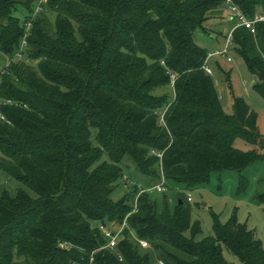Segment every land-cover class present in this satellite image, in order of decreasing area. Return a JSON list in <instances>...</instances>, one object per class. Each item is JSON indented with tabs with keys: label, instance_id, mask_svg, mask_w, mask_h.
Masks as SVG:
<instances>
[{
	"label": "trees",
	"instance_id": "trees-1",
	"mask_svg": "<svg viewBox=\"0 0 264 264\" xmlns=\"http://www.w3.org/2000/svg\"><path fill=\"white\" fill-rule=\"evenodd\" d=\"M233 1L248 17L264 14V0ZM34 3L0 0V52L10 59L0 70V99L15 102L0 106L9 121L0 120V170L20 183L15 193L0 191V264L84 263L91 253L98 264H233L222 246L241 264H264L260 240L236 213L224 223L212 213V234L195 240L200 223L183 196L159 209L151 192L138 194V183L159 179L157 164L166 180L191 190L212 172L264 161L254 149L264 145L256 112L237 96L226 114L201 69L207 51L194 31L211 33L220 21L233 26L218 15L223 0H47L14 59ZM19 5L23 19L13 14ZM255 28H236L233 50L261 76L252 88L264 99V22ZM164 86L173 94H153ZM237 138L254 148H235ZM126 155L151 179L128 174L133 183L113 201ZM238 183L241 194L247 179ZM256 200L264 203V192ZM124 220L113 249L91 225L117 229ZM132 233L149 244L144 255ZM59 241L72 246L61 249Z\"/></svg>",
	"mask_w": 264,
	"mask_h": 264
},
{
	"label": "rangeland",
	"instance_id": "rangeland-1",
	"mask_svg": "<svg viewBox=\"0 0 264 264\" xmlns=\"http://www.w3.org/2000/svg\"><path fill=\"white\" fill-rule=\"evenodd\" d=\"M33 6H35V3ZM23 13H25V10L22 5H19L18 9L13 12V14L18 16L20 19H23ZM218 15H223L222 17L227 22H232L228 19L229 15L226 10L223 9L219 11ZM48 17L49 22L52 23L53 15ZM229 27L230 26H227L225 22L220 21L215 24L212 28L213 32L211 33L197 28L194 31V41L207 52L216 51L219 46L224 44V36L227 34ZM211 36H213V38H211ZM231 57L232 60L228 62L225 57H222L221 55H214L207 62L212 70L210 77L212 78L216 91L220 97L223 110L226 114H232L233 98L237 96L243 97L250 109L256 112L257 129L264 135V99L252 88L255 80L257 81V77L247 68L236 53L235 48L234 50L232 49ZM9 60L10 59L7 55L0 52V70L8 65ZM153 94L172 95L173 91L171 87L164 86L156 88L153 91ZM91 140L95 143L93 129L91 131ZM233 146L243 151L254 148L253 145L248 144L239 138L234 140ZM254 149L264 155V145H260V147H255ZM153 152V150L150 151V153ZM104 159H106L105 155L102 156L97 163ZM123 160V172H125L126 175L129 174L134 179H144L146 181L151 179L150 177L142 176L137 171L132 159L128 155H126ZM156 168H158L159 175H161V165L157 164ZM239 176H243L247 179L246 188L241 194L236 193L239 185ZM152 179L153 181L151 184L158 182L155 178ZM132 183L133 182H130L128 184L129 186L126 187L127 190L130 188ZM122 184L123 182L120 180L119 184L116 185L117 187L112 191L110 198L113 201L120 199L124 193L123 189H125V187H123ZM165 184L166 189L164 191H152L150 193L151 197L156 201V204L160 209L165 200L169 207H173L178 196H183L185 202L184 204L189 205L190 208L191 221H198L200 223V233L195 236V240H201L202 238L209 237L212 234V213L216 214L222 223L226 222L233 213H236L238 221L243 224L245 223L248 229L253 230L255 237L260 240L264 249V203H259L256 200V196L264 192V161L256 160L242 170L226 169L219 172H212L209 181L206 184L195 187L191 190L182 189V187L177 186L174 182L169 180H166ZM19 186L20 183L17 180L10 178L7 174L0 170V191L7 189L9 192L15 193ZM25 190L32 197H36V194L31 190L26 188ZM188 194L191 197V201H188L187 203L185 199ZM91 225L97 227L102 226L100 223L95 221H92ZM185 235L188 236V233H185ZM134 240L137 241V237L135 235ZM57 246L61 249H67L69 246H72V244L66 241H59ZM148 247L149 244L146 247H142L143 249L138 250L139 254L144 255L147 252L146 249H148ZM15 251L16 250H13L14 255H16ZM172 253L175 254V252ZM222 253L228 262L241 264L239 260L223 246ZM23 262V259L15 258L13 264H22ZM150 264H161V262L153 261Z\"/></svg>",
	"mask_w": 264,
	"mask_h": 264
},
{
	"label": "built area",
	"instance_id": "built-area-1",
	"mask_svg": "<svg viewBox=\"0 0 264 264\" xmlns=\"http://www.w3.org/2000/svg\"><path fill=\"white\" fill-rule=\"evenodd\" d=\"M46 2H47V0H35V6H33V9L30 13V16L23 22V34L21 37L19 49L13 55L14 59H21L22 58V56H23L22 52L27 47V36L30 33L32 21H33V19H35V17L41 11H43V8H44V5ZM223 5L225 6L226 10L229 13V17H230L229 19L233 22V24H232L233 26L227 32L225 39H224V44L221 47H219L216 51L207 52V54L204 58V61L201 65V69L209 75L212 73V70H211L210 66L207 64V62L214 55H221L222 57H225V59L228 62L232 60L231 52L233 49V31L236 28L243 27L246 30H248L249 33L255 34L256 23L264 22V14L256 12L252 17H248L239 9V7L234 3L233 0H223ZM173 82H174V75L172 74L171 80H170V86L171 87H173ZM13 103H15V102H13L9 99H0V106L5 105V104L11 105ZM0 120L6 121L7 123H9V121L4 117V115L1 112H0ZM159 121L161 123H163V121H164L163 120V112L160 115ZM153 154H155L159 159L162 156V152L154 151ZM121 180L123 182L122 185L125 188L127 186H129L128 184L131 182V180L128 178V176L125 173H123ZM165 182H166V179H165L163 172H162V169H161V175H160L157 183H154L152 185H143L141 183H138V185L140 187L139 192H152V191L162 192L166 189ZM136 198H137V196L133 200V204H132L133 209L131 212L137 211ZM186 199H187V201H191V197L189 194L187 195ZM124 227H126L125 220L123 221L121 226L117 229L112 228V227L109 228L105 225L100 227L102 235L107 240L105 247H108L110 249L115 248L117 241H118V237L122 233V230ZM137 242L139 243V245L141 247H146L148 245V243L143 239H137ZM75 264H98V263L95 262L94 257L91 253V255L89 256V259L86 262L75 263Z\"/></svg>",
	"mask_w": 264,
	"mask_h": 264
},
{
	"label": "water",
	"instance_id": "water-1",
	"mask_svg": "<svg viewBox=\"0 0 264 264\" xmlns=\"http://www.w3.org/2000/svg\"><path fill=\"white\" fill-rule=\"evenodd\" d=\"M255 74H256L257 80L260 81L261 76L258 73H255ZM178 203L181 204V201H179ZM202 204H204V203H202ZM102 225H104V222H102Z\"/></svg>",
	"mask_w": 264,
	"mask_h": 264
},
{
	"label": "crops",
	"instance_id": "crops-1",
	"mask_svg": "<svg viewBox=\"0 0 264 264\" xmlns=\"http://www.w3.org/2000/svg\"><path fill=\"white\" fill-rule=\"evenodd\" d=\"M226 10V9H225ZM227 11V10H226ZM228 12V11H227ZM228 15H229V13H228ZM229 19V18H228ZM230 24L229 25H231L232 24V22H229ZM230 28V27H229ZM211 38H213V36H211ZM219 47H221V46H219ZM218 47V48H219ZM150 185H152V184H150Z\"/></svg>",
	"mask_w": 264,
	"mask_h": 264
}]
</instances>
